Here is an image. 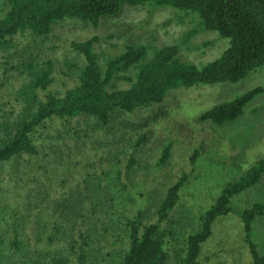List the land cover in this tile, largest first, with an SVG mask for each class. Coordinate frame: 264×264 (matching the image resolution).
<instances>
[{"label": "trees", "instance_id": "trees-1", "mask_svg": "<svg viewBox=\"0 0 264 264\" xmlns=\"http://www.w3.org/2000/svg\"><path fill=\"white\" fill-rule=\"evenodd\" d=\"M147 4L152 9L172 7L182 10L197 19L196 25L173 44L129 43L123 52L108 57L104 65L96 50L99 41L96 35L82 41L73 40L71 47L76 51V60L66 59V63L75 70L76 80L63 94L50 89L53 82L51 60H41L37 53L33 54L27 45L20 47L16 40L19 33H27L33 39L45 38L55 24L66 19L98 27L103 18L118 14L124 6ZM205 31H214L228 39L226 48L218 57L202 65L182 60L180 43ZM0 53L3 56L0 62V89L7 80L17 79L19 82L14 89L18 108L8 110L0 104V187L9 182L32 188L34 177L24 181L21 174L12 181L5 175L18 171L23 155L42 154L32 135L48 121L68 122L72 117L83 119V128H74L71 134L67 128L65 134L87 148L95 132L113 127L125 113L163 102L173 89L235 83L264 68V0H0ZM117 80H124L127 85L118 84ZM262 92L264 85L253 86L232 99L216 102L202 110L197 120L214 124L236 120L244 113L245 106ZM122 122L121 119L119 128H122ZM171 146V143L164 146L157 162L159 166L168 161ZM108 152L112 158L119 159L111 149ZM48 157L49 154L45 155L43 160ZM195 158L196 153L192 156L193 164ZM24 162V168L33 169L31 161ZM110 162L111 167L116 166L117 169L107 182L112 186L106 184V189L103 187L101 190L105 195L101 202L102 223L104 231L115 226L120 229L119 240L123 251L119 264H167L169 254L166 244L172 230L162 227V223L177 204L187 174L171 184L158 200L154 210L156 219L152 221V213L146 215L142 209L133 211V206L121 192L119 163ZM134 163L135 159L132 158L129 167ZM263 173L264 158H261L249 166L239 179L223 187L216 201L200 217V228L186 237L184 247L180 248V264L198 263L201 244L212 234L214 221L228 214L232 197L254 186ZM96 188L100 189V185ZM26 199L27 205L8 208L3 212L4 200L0 195V222L11 213L22 219L33 212H49L53 229L45 237L43 232L48 228L47 224L36 233H27L14 226L9 238L0 234V264H97L99 251L93 252L98 238L95 237L97 219L88 217L83 209L70 214L67 202L63 205L60 203V210L57 206L53 208L52 204L59 199H53L51 194L40 199L34 194ZM26 206H30V212ZM92 211H96L93 206ZM263 214L264 202L261 201L253 203L241 213L252 264H264V253L258 251L251 236L254 220ZM79 222L85 226V229L79 230L81 241L74 237ZM42 242L47 244L46 249L37 251V255L30 252L33 244ZM89 255L93 256L92 262L88 260Z\"/></svg>", "mask_w": 264, "mask_h": 264}, {"label": "rangeland", "instance_id": "rangeland-1", "mask_svg": "<svg viewBox=\"0 0 264 264\" xmlns=\"http://www.w3.org/2000/svg\"><path fill=\"white\" fill-rule=\"evenodd\" d=\"M196 22L197 19L192 15L172 7L152 9L149 4L128 5L118 14L103 18L98 27L66 19L55 24L50 35L45 38L35 40L27 33H19L16 40L20 47L27 45L41 60H51L53 82L50 89L63 94L76 80L75 70L66 63V59L76 60V51L71 47L73 40L82 41L96 35L99 39L96 50L104 65L108 57L123 52L129 43L145 41L164 45L178 42L182 34ZM227 45L228 39L214 31L199 32L180 43V58L202 65L218 57ZM1 61L3 56L0 53ZM117 83L127 85L124 80H117ZM18 84L17 79L7 80L0 89V104L4 109L18 108L15 100L17 93L14 91ZM257 85H264V68L235 83L173 89L163 102L125 113L113 127L95 132L87 148L65 134L67 128L70 134L74 128H83V119L72 117L68 122L48 121L32 135L42 154L23 155L24 161H31L33 169L24 168L26 163L21 159L18 171L5 175L12 181L21 174L24 181L34 177L33 189L22 187L23 184L5 182L0 187V195L4 200L2 210L5 212L8 208L27 205V196L35 194L40 199L51 194L53 199H59L52 204L53 208L57 206L60 210L67 202L70 214L83 209L88 217L97 219L95 237L98 238L93 251H99L97 264H119L123 251L119 240L120 229L115 226L104 231L102 223L101 202L105 195L101 190L114 176V169H117L116 166L111 167L110 161L119 163L121 159L118 168L122 195L133 206V211L142 209L146 215L152 213V221L156 219L154 210L158 200L171 184L186 173L188 178L180 189L179 200L168 219L162 223V227L172 230L166 244L169 254L167 264H180V248L184 247L186 237L200 228V217L216 201L223 187L239 179L249 166L264 158V92L245 106L244 113L238 119L229 123L200 122L197 116L216 102L232 99ZM121 119L122 128H119ZM168 143L172 145L171 156L164 165L159 166L157 162ZM108 149L115 152L119 159L112 158ZM195 153L193 164L192 156ZM47 154L49 157L43 160ZM132 158L135 163L129 167ZM94 176L100 179L93 180ZM87 185L91 186L87 188ZM98 185L100 189L96 188ZM110 185L109 182L107 186ZM130 197L132 200H129ZM259 201L264 202V173L254 186L233 196L231 211L214 221L212 234L201 244L197 264H252L241 213ZM92 206L96 211H92ZM26 208L27 211L31 209L30 206ZM48 217L49 212H33L22 219L8 214L0 222V234L9 238L14 226L27 233H36L47 224L48 228L45 227L43 232L45 237L53 229V219ZM83 229L85 226L79 222L74 235L79 241L82 239L79 230ZM251 236L258 251L264 253V214L254 220ZM46 246L45 242L35 243L30 252L37 255V251L46 249ZM92 258V255L88 256L91 262Z\"/></svg>", "mask_w": 264, "mask_h": 264}]
</instances>
